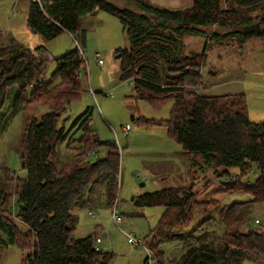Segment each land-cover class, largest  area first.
<instances>
[{"label": "trees", "instance_id": "16d2710c", "mask_svg": "<svg viewBox=\"0 0 264 264\" xmlns=\"http://www.w3.org/2000/svg\"><path fill=\"white\" fill-rule=\"evenodd\" d=\"M112 1L117 0H43L42 10L31 0L27 26L47 42L68 33L85 47L83 17L97 11L117 17L130 41L129 49L118 51L121 72L133 80L135 99L155 108L173 103L169 120L141 117L138 125L147 130L165 127L171 140L191 157V169L222 171L220 176H227L226 190L238 189L251 196L250 201L224 205L218 211L220 201H197L191 187L144 194L134 204L165 208L145 238V246L159 264H242L248 254L264 261V220L252 216L255 206L264 207V121H251L243 93H202L208 43L229 38H238L240 45L251 38L263 40L264 0H238L248 8L247 13L224 11L221 0H193L188 11L157 7L148 0H118L135 4L138 11H133ZM255 11L261 14L253 19L248 13ZM256 23L260 33L241 32ZM213 26L240 29L213 32L201 54L185 56L181 38L206 37V29ZM44 53L42 47L31 50L15 44L0 54V116L9 100L12 106L24 104V111L37 105L48 109L40 120L27 118L23 139L26 177L10 186L0 172V257L5 249L20 244L28 251L22 264H109L112 255L99 247L102 238L97 242L99 237L94 235L74 236L76 213L115 208L120 149L116 142L100 140L88 108L72 124L71 129L81 130L80 138L66 146L72 155L61 159L57 146L65 142L66 132L59 122L85 93L80 73L86 61L77 48L54 59L55 71L46 79L50 62ZM101 150L106 152L104 158L98 155ZM231 168L240 170L235 180L229 179ZM250 171L255 172L253 184L244 180ZM196 213L201 214L197 222ZM215 218L221 227L212 229ZM253 219L260 226L249 225ZM180 240L187 242L184 252L167 263L161 246Z\"/></svg>", "mask_w": 264, "mask_h": 264}, {"label": "rangeland", "instance_id": "374dc122", "mask_svg": "<svg viewBox=\"0 0 264 264\" xmlns=\"http://www.w3.org/2000/svg\"><path fill=\"white\" fill-rule=\"evenodd\" d=\"M148 1L157 7L183 11H188L193 5V0ZM30 2L31 0H0V54L4 50L12 49L15 44L31 50L42 47L46 52L43 55L44 58L50 62L46 79H50L55 71L56 66L53 60L77 48L82 50L86 61L80 73L85 93L80 101L73 104L70 110L62 115L59 122L60 128L63 127L66 132L65 142L57 146L61 159L65 160L72 155V150H69V147L67 149L66 146L81 135V130L71 129L72 124L88 108H91L93 112L91 126L100 140L116 142L121 153L118 176L119 197L114 207L123 218V223L117 226L113 222L114 208L98 207L91 212L80 210L76 213L74 234L76 238L90 235L102 238L99 247L111 253L112 258L109 264H141L148 254L143 247L130 244L127 234L134 235L137 240L144 243L150 231L158 225L165 208L137 206L134 204L136 198L162 189L191 187L197 201H220L216 208L218 211L224 205L251 200L250 195L238 189L233 192L226 190L224 182L227 181V176H220L222 171L215 172L210 169L200 171L199 167L191 169V157L184 153L180 145L171 140L165 127L147 130L138 125L137 121L141 117L156 121L169 120L173 103L166 102L162 107L155 108L144 100L135 99L133 80L123 77L125 75L121 72L122 59L118 58V51L129 49L130 41L117 17L103 11L83 17L80 25L81 31L86 35L85 47L82 43L78 45L76 38L68 33H63L58 38L47 42L41 35L31 32L27 26ZM112 2L119 7L138 11L133 3L118 0ZM221 9L224 11L241 9L245 13L248 12V8L240 6L238 0H221ZM248 14L254 19L260 16L261 12L255 11ZM239 29V27L213 26L206 29V37L185 35L181 38L184 55L201 54L207 36L209 37L213 32L226 34ZM258 44L256 48L248 46L244 55L239 54L240 57L242 55V59L232 73L239 81L229 87L220 79L209 76L213 70L211 63L214 60L211 47L223 46L229 50L232 45L237 50L240 42L238 38H229L223 43L210 41L206 66L203 70L205 89L202 93L221 95L228 89L230 91L238 89L242 81L246 82L249 88L253 86L258 89L260 85L264 87V39ZM97 54L104 61L103 65L99 64ZM253 102H257V99H252ZM23 106L24 104L20 103L12 106L9 100L4 105V113L0 116V172L10 186H15L19 178H25L27 175L22 167L24 158H21L24 152L23 139L28 124L27 118L40 120L48 110L46 106L37 105L24 111ZM263 106L260 103L255 107L262 109ZM252 107L254 109L253 104ZM252 113L255 115L253 110ZM127 125L131 127L129 136L124 132ZM98 155L104 158L106 152L101 150ZM197 160L200 162L199 159ZM254 173L253 171V175ZM252 212L253 218L264 220L263 206H255ZM196 215L198 218L195 222L201 219V214L196 213ZM256 219H253L249 225L260 226ZM219 223V220L215 218L211 228L221 227ZM22 230L26 232L23 228ZM186 246L187 242L184 240L171 241L162 245L165 261L169 263L172 258L180 256ZM27 254L28 251L20 244L10 246L2 252L0 264H22ZM242 264H264V261H260L254 254H248Z\"/></svg>", "mask_w": 264, "mask_h": 264}, {"label": "crops", "instance_id": "0c3cea01", "mask_svg": "<svg viewBox=\"0 0 264 264\" xmlns=\"http://www.w3.org/2000/svg\"><path fill=\"white\" fill-rule=\"evenodd\" d=\"M262 39L259 38H251L248 41H246L244 44H241L237 50H235V47H230L228 50L227 48H224L223 46H212V52H214V60L211 63V66L213 70L209 73L215 77V79H220L225 84H227L229 87L232 84L237 83L239 79L235 78L234 69L237 67L238 62L240 59H242V55L245 54V50L248 46L257 47L259 45V41ZM223 43V42H221ZM239 54H242L241 57ZM209 58V57H208ZM264 76V75H263ZM225 93L221 95H227V94H240L243 93L246 95L247 101H248V108H249V116L251 121L255 123L263 122L264 121V106L262 109H257L255 106L263 104L264 105V87L258 86V89L251 86L249 88L247 86V83L242 81L241 86L233 91H224ZM221 95H215V96H221ZM252 99H257V102L252 103ZM257 103V104H256ZM252 104L254 106V109L252 107ZM252 110L255 115H253ZM259 121V122H258ZM125 129V128H124ZM129 136V135H128ZM191 161V160H190ZM188 169V166H187ZM229 175L232 176H238L240 174L239 168H231L228 170Z\"/></svg>", "mask_w": 264, "mask_h": 264}, {"label": "built area", "instance_id": "2783aa9c", "mask_svg": "<svg viewBox=\"0 0 264 264\" xmlns=\"http://www.w3.org/2000/svg\"><path fill=\"white\" fill-rule=\"evenodd\" d=\"M32 1L35 2V3H37L42 8V10H44L45 6H44L43 0H32ZM80 52H81V55L83 57V52H82L81 49H80ZM96 57L99 58V60H98L99 64L100 65H103L104 64V61L101 59L100 55L97 54ZM130 130H131V127L129 125H127L125 127V129H124L125 134L128 135ZM239 175L238 176H232V177L229 176V179L230 180H235V179H237L239 177ZM252 176H253V171H250L246 175V177H244V179H246L249 184H253L254 183V180H253ZM112 219H113V222L117 226H119L120 224L123 223V218L118 214L116 208H114V210H113ZM127 237H128V242L130 244H133L135 247H143L146 250V252H147L148 255H147L146 259L141 264H159L158 263V259L156 258V256L154 255V253L148 247H146L144 243H142L140 240H137L134 237V235H132V234H127ZM96 241L97 242H101V239L100 238H97Z\"/></svg>", "mask_w": 264, "mask_h": 264}, {"label": "water", "instance_id": "95a60500", "mask_svg": "<svg viewBox=\"0 0 264 264\" xmlns=\"http://www.w3.org/2000/svg\"><path fill=\"white\" fill-rule=\"evenodd\" d=\"M242 33H248V32H257V33H260L261 32V26L259 23H256V24H253V25H250V26H246L244 27L242 30H241ZM121 55L118 54V58H120ZM24 152L21 154V158L23 159L24 158ZM25 166V162L23 161L22 162V167ZM144 185V184H142ZM182 234V233H180Z\"/></svg>", "mask_w": 264, "mask_h": 264}]
</instances>
